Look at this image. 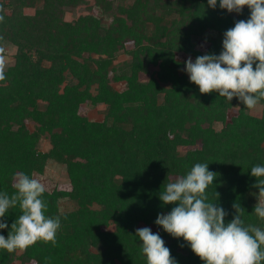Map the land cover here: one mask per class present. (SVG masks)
<instances>
[{
    "label": "trees",
    "instance_id": "obj_1",
    "mask_svg": "<svg viewBox=\"0 0 264 264\" xmlns=\"http://www.w3.org/2000/svg\"><path fill=\"white\" fill-rule=\"evenodd\" d=\"M87 2L0 0V55L15 49L0 81V192H15V173L43 175L48 161L64 165L71 183L43 195L46 215L61 219L57 246L0 250V264H147L136 236L142 225L160 234L177 264H203L155 223L174 207L159 199L164 184L197 163L216 174L207 194L226 223L238 203L246 225L264 228L251 176L264 165V101L256 116L236 98L201 94L186 72L189 57L218 56L224 33L250 10L228 13L219 0L215 10L208 0H94L97 14L68 19ZM122 55L130 60L118 63ZM85 107L102 108V118ZM65 199L75 208L62 211ZM20 214L10 209L0 235Z\"/></svg>",
    "mask_w": 264,
    "mask_h": 264
},
{
    "label": "clouds",
    "instance_id": "obj_2",
    "mask_svg": "<svg viewBox=\"0 0 264 264\" xmlns=\"http://www.w3.org/2000/svg\"><path fill=\"white\" fill-rule=\"evenodd\" d=\"M217 3L208 0L213 10ZM219 7L237 14L247 7L251 15L224 33L218 56L205 54L195 62L189 57L186 72L201 94L218 93L227 102L236 98L246 109L256 110L264 101V0H219ZM2 13L0 6V23ZM5 71L6 60L0 55V81L6 79ZM251 176L256 178L253 187L259 189L254 215L264 221V165L253 166ZM215 179L207 163H197L185 176L165 183L159 199L174 207L159 214L155 223L173 238H182L203 264H264V228L246 225L238 203L233 204L237 214L226 223L224 208L209 202L207 190ZM12 181L13 194L0 192V230L9 227L4 218L10 209L19 207L22 214L7 238L0 235V250L25 252L38 243L57 246L61 219L46 215L45 185L23 172L15 173ZM136 236L147 264H177L159 233L144 227L136 230Z\"/></svg>",
    "mask_w": 264,
    "mask_h": 264
},
{
    "label": "rangeland",
    "instance_id": "obj_3",
    "mask_svg": "<svg viewBox=\"0 0 264 264\" xmlns=\"http://www.w3.org/2000/svg\"><path fill=\"white\" fill-rule=\"evenodd\" d=\"M87 1L88 2L85 5L79 7V9L70 11L68 14V19H74V18L79 17L82 14H87V13L97 14L96 9L94 8V0H87ZM207 46H208L207 44L203 43L199 46V48L206 49ZM14 52H15V49L10 46H7L5 48V52L3 56L5 57V60H6V66H8L11 63ZM184 57H185L184 55H178V59H183ZM129 60H130V56L122 55L119 57L118 63H122L124 61H129ZM158 69H159L158 67H154V68H151L150 71L155 72V71H158ZM142 79L148 80L149 76L143 74ZM83 112L92 119H101L103 116V109L99 107L97 109L85 107L83 109ZM252 113H254L256 116H260L262 113L261 106H258L256 110H252ZM49 148H50L49 142L43 139L40 142V149L43 151H47L49 150ZM34 178L40 180V182L45 185L46 190L49 192H52L53 190L57 188L63 189L65 191H69L71 189V183H70V180L67 174L66 167L54 161H48L45 173L43 175L36 174ZM60 205H61L62 211H70L75 208V204L68 199L62 200L60 202ZM95 208L99 209L100 207L95 206ZM144 227L145 226L143 225L140 226V228H144ZM110 229H114V227H111Z\"/></svg>",
    "mask_w": 264,
    "mask_h": 264
}]
</instances>
